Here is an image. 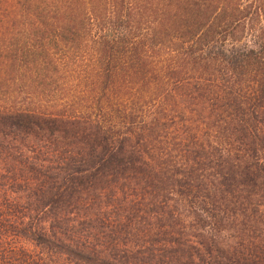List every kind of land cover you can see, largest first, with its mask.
Returning <instances> with one entry per match:
<instances>
[{"label": "trees", "instance_id": "1", "mask_svg": "<svg viewBox=\"0 0 264 264\" xmlns=\"http://www.w3.org/2000/svg\"><path fill=\"white\" fill-rule=\"evenodd\" d=\"M0 264H264V0H0Z\"/></svg>", "mask_w": 264, "mask_h": 264}]
</instances>
